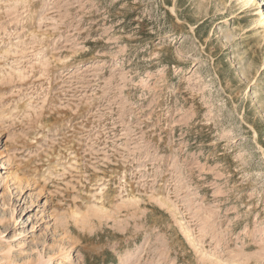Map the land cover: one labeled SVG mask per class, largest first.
<instances>
[{
  "label": "rangeland",
  "instance_id": "obj_1",
  "mask_svg": "<svg viewBox=\"0 0 264 264\" xmlns=\"http://www.w3.org/2000/svg\"><path fill=\"white\" fill-rule=\"evenodd\" d=\"M249 1L0 0V264H264Z\"/></svg>",
  "mask_w": 264,
  "mask_h": 264
},
{
  "label": "bare ground",
  "instance_id": "obj_2",
  "mask_svg": "<svg viewBox=\"0 0 264 264\" xmlns=\"http://www.w3.org/2000/svg\"><path fill=\"white\" fill-rule=\"evenodd\" d=\"M249 1V0H248ZM250 2V1H249ZM254 3V0H252V4ZM264 19V18H263ZM231 38H233V35L232 34H230V33H227V35H226V39L229 41ZM9 244H5V247H6V250H7V252H10L11 251V247L10 246H8ZM65 254H67V252L65 253Z\"/></svg>",
  "mask_w": 264,
  "mask_h": 264
}]
</instances>
